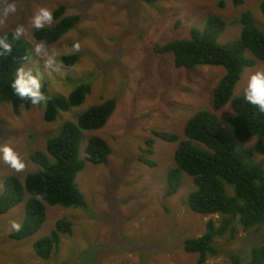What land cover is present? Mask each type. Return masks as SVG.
<instances>
[{"label":"rangeland","instance_id":"1","mask_svg":"<svg viewBox=\"0 0 264 264\" xmlns=\"http://www.w3.org/2000/svg\"><path fill=\"white\" fill-rule=\"evenodd\" d=\"M16 0L18 11L0 22V32L24 25L23 36L29 43L31 57L24 67L39 65L43 59L34 53L36 44L44 43L50 52L59 53V73L45 74L43 86L53 95L68 96L81 82L91 83L85 102L61 111L55 121L44 119L45 106L22 107L16 114L10 103L0 104V140L10 143L25 159L26 168L15 172L0 162V193L7 176L24 177L40 169L31 160L33 150H45L48 138L56 135L66 121L76 122L90 106L115 98L117 106L106 125L83 131L80 158L92 135H100L111 146L107 163L86 161L77 181L87 205L82 207L46 204L47 217L34 235L17 240L11 237V222H22L25 199L7 213L0 214V264H198V253L184 249V240L204 233L206 223H220L219 214H201L186 204L195 189L193 178L183 174V184L174 195H166L168 169L174 165V153L185 138L186 121L199 109L216 113L237 147L254 148L258 137L241 142L234 136L228 117L231 103L221 109L213 104V92L225 73L223 66L198 65L177 67L174 54L155 52L156 43L191 37V28L203 29L210 14L222 16L228 25L219 37L226 43L239 37L242 25L232 23L240 13L250 10L256 24L264 29L262 0ZM66 5V14H79L80 21L54 43L37 40L30 25L36 7L54 10ZM55 22V21H54ZM53 22V23H54ZM79 42V51L73 45ZM78 54L69 65L61 58ZM244 69L233 97L244 96L246 76L264 69V60ZM155 130H167L180 136L177 142L156 137ZM155 137V152L149 155L146 140ZM145 158L155 160L150 166ZM253 160L264 166V155L255 153ZM67 217L73 231L63 234L60 247L49 259L41 258L34 242L55 228L59 218ZM264 241V224L239 228L234 238L218 237V253L205 264H232L237 254L243 261L251 256L252 247Z\"/></svg>","mask_w":264,"mask_h":264},{"label":"trees","instance_id":"2","mask_svg":"<svg viewBox=\"0 0 264 264\" xmlns=\"http://www.w3.org/2000/svg\"><path fill=\"white\" fill-rule=\"evenodd\" d=\"M154 3L158 0H141ZM244 0H233L241 4ZM221 5L224 1L221 0ZM264 14V0L260 3ZM54 23L43 29H35L37 40L54 43L69 32L81 19L79 14H66V5L60 4L54 10ZM242 25L240 35L234 40L220 43L219 37L228 22L218 14H210L204 28H191V37L156 43L154 50L160 54L173 53L177 67L193 68L198 65L223 66L225 73L213 92V104L221 109L231 103L233 115L228 117L234 136L241 142L257 136L254 148L237 147L227 133L219 116L205 108L199 109L184 127L185 138L180 140L174 153V165L168 169L166 195L176 194L183 184V174L193 178L195 189L190 191L186 204L201 214H219L220 223L209 219L204 233L184 240V249L198 253V264H205L209 256L218 253L215 241L218 237L234 238L240 227L249 229L264 224V166L253 160L255 153L264 155V112L250 105L244 96L233 97L235 87L244 69L255 64L253 57L264 60V29L255 22L250 10H245L231 21ZM0 32V35L11 34ZM29 43L24 37L13 41V49L8 56L0 57V104L10 103L16 114L22 107H32L30 101H21L13 93L10 85L15 78L16 69L23 66L30 57ZM78 54L63 56L61 59L73 65ZM91 83H79L68 96L53 95L46 86L42 87L47 102L44 119L55 121L61 111L85 102L91 92ZM117 106L115 98L90 106L74 121H66L59 132L48 138L45 150H33L31 160L40 169L28 172L24 177L12 174L5 178L0 193V214L7 213L20 204L28 194L25 205L23 227L13 230L11 237L17 240L37 233L47 217L46 204L82 207L87 201L77 181L86 161L107 163L111 154L109 142L100 135H92L84 149V160L80 158L83 131L97 130L106 125ZM158 138L177 142L180 136L167 130H155ZM155 137L146 140L145 152H155ZM144 161L150 166L157 162L150 158ZM73 231V223L67 217L59 218L52 231L34 242L36 253L49 259L60 247L63 234ZM232 264H264V241L252 247L251 256L243 261L237 254L231 256Z\"/></svg>","mask_w":264,"mask_h":264},{"label":"clouds","instance_id":"3","mask_svg":"<svg viewBox=\"0 0 264 264\" xmlns=\"http://www.w3.org/2000/svg\"><path fill=\"white\" fill-rule=\"evenodd\" d=\"M18 11L16 0H0V22L9 16L15 15ZM54 12L47 6L36 7L30 19L32 28L40 30L54 22ZM26 34L24 25H18L11 34L0 35V57L8 56L13 49V41H19ZM79 42L73 45L75 51H79ZM34 53L43 59V70L39 65L35 67H18L15 78L11 82V89L15 96L21 101H30L31 105L37 106L47 102L48 97L42 91L45 81V74L48 72L59 73L62 61L58 60L59 53L46 47L44 43L36 44ZM244 99L259 111L264 112V69H257L250 72L245 78L243 88ZM0 162L7 165L15 172H22L26 168V161L20 153L7 141L0 140ZM20 222L12 221L11 228L17 232L22 229Z\"/></svg>","mask_w":264,"mask_h":264}]
</instances>
